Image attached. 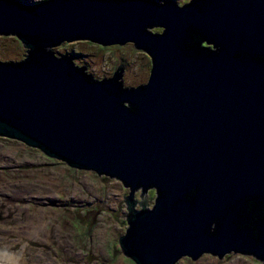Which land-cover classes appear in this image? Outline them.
Instances as JSON below:
<instances>
[{"label": "water", "instance_id": "water-1", "mask_svg": "<svg viewBox=\"0 0 264 264\" xmlns=\"http://www.w3.org/2000/svg\"><path fill=\"white\" fill-rule=\"evenodd\" d=\"M0 34L27 52L0 59V136L120 180L124 256L261 257L233 223L247 195L264 197V0H0ZM74 40L133 42L148 81L124 86L121 64L99 79L54 51Z\"/></svg>", "mask_w": 264, "mask_h": 264}, {"label": "rangeland", "instance_id": "rangeland-1", "mask_svg": "<svg viewBox=\"0 0 264 264\" xmlns=\"http://www.w3.org/2000/svg\"><path fill=\"white\" fill-rule=\"evenodd\" d=\"M25 51L15 35L0 34L1 60H22ZM54 51L69 54L100 79L113 76L121 64L127 87L144 84L150 76V57L133 42L102 49L89 40L65 41ZM126 194L116 178L72 167L22 141L0 136V239L5 242L2 246L13 244L9 250L18 264H135L119 245L128 227ZM155 196L148 191L145 204L151 206ZM23 233L28 236L22 237ZM204 256L197 263L184 257L177 264H221Z\"/></svg>", "mask_w": 264, "mask_h": 264}, {"label": "flooded vegetation", "instance_id": "flooded-vegetation-1", "mask_svg": "<svg viewBox=\"0 0 264 264\" xmlns=\"http://www.w3.org/2000/svg\"><path fill=\"white\" fill-rule=\"evenodd\" d=\"M206 45L207 43L204 42V46ZM97 46L104 49V48H107L109 45H101L97 43ZM150 61H151V67H152L151 57H150ZM120 67L121 66H119V68ZM111 77H103L101 79L111 78ZM130 87H133V86H130ZM126 191H127V194L130 192L128 188H126ZM137 193H140V192H137ZM126 195H125V202H126ZM217 223H218V218H216V220L214 221L211 227L212 236L218 235L217 228H216ZM233 225L237 231L243 232L245 234V237L247 239L246 240L247 248H251L252 250L259 252L261 257H258L257 255H255L254 252H249V251L247 253L241 252V251L240 252L231 251V252L226 253L222 257H220L219 255H214L212 253H205L206 256H208V258H210L211 256L214 257L215 260L218 263L220 262L221 264L223 263L225 264H264V197L260 195H256V194L247 195L244 201L242 202V205L236 215V220L234 221ZM204 255H202L198 260H193L194 263H197L200 260H202L205 257Z\"/></svg>", "mask_w": 264, "mask_h": 264}, {"label": "bare ground", "instance_id": "bare-ground-1", "mask_svg": "<svg viewBox=\"0 0 264 264\" xmlns=\"http://www.w3.org/2000/svg\"><path fill=\"white\" fill-rule=\"evenodd\" d=\"M23 236H28L27 233H23L21 235ZM0 246L1 244L5 243L3 239H0ZM13 247V244L6 243L4 246H2L3 249L0 250V264H18V257L14 255L13 253L10 252L9 249Z\"/></svg>", "mask_w": 264, "mask_h": 264}]
</instances>
